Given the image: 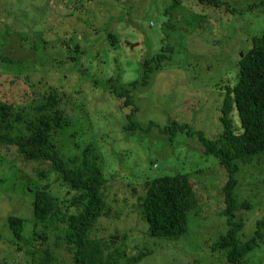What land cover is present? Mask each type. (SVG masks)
Wrapping results in <instances>:
<instances>
[{
  "label": "rangeland",
  "instance_id": "1",
  "mask_svg": "<svg viewBox=\"0 0 264 264\" xmlns=\"http://www.w3.org/2000/svg\"><path fill=\"white\" fill-rule=\"evenodd\" d=\"M219 2L0 0V98L29 107L58 92L71 118L69 133L58 137L64 155L93 144L107 180L110 215L92 235L110 243L117 234L115 244L124 243L130 256L149 250L137 264H226L225 254L211 246L227 230L222 190L228 173L205 153L198 136L179 131L173 138L163 131L174 121L208 139L223 131L225 91L236 82L238 60L264 32V0ZM166 46L172 57L132 93L138 108L132 120L143 130H128L131 108L112 89L129 88L141 78L142 62ZM232 118L241 128L236 110ZM177 173L189 175L199 205L188 211L184 234L152 237L139 205L143 187ZM237 176L239 205L252 204L237 213L245 221L240 238L247 241L264 211V154L241 163ZM45 185L60 200L77 194L49 161L29 160L0 143V264H32L31 245L16 240L8 217L25 218L24 234L31 235L35 192ZM49 247L60 264H73L66 243L58 246L52 236ZM246 264H264V243Z\"/></svg>",
  "mask_w": 264,
  "mask_h": 264
},
{
  "label": "trees",
  "instance_id": "2",
  "mask_svg": "<svg viewBox=\"0 0 264 264\" xmlns=\"http://www.w3.org/2000/svg\"><path fill=\"white\" fill-rule=\"evenodd\" d=\"M199 1L213 6L221 2ZM256 6L250 4L249 8ZM252 41V48L237 62L235 84L225 91L220 116L222 133L215 139H208L202 130H195L178 121L163 130L164 133L170 132L173 138L179 131L192 137L198 136L205 153L217 157L228 173L222 190L225 203L222 215L226 218L227 230L211 246L213 250L225 254L226 264H246L248 255L264 243V211L256 221L254 234L247 241L240 238L245 221L237 216L240 209H252L251 203H238L237 174L241 163L251 164L264 154V32ZM172 54L171 46L164 47L160 53L142 62L143 72L139 80L132 82L129 88L120 91L112 89L114 94L125 98L124 105L131 108L128 130H143L138 122L132 120L138 110L132 93L139 85H148L151 74L161 69L163 62ZM61 105L62 99L54 91L29 107L0 98V143L17 147L19 153L29 160L49 161L61 180L77 193L60 200L52 194L49 185L37 189L31 235L24 234L26 219L18 215L8 217L10 230L18 242L31 245L29 256L32 264H60L58 255L49 247L52 236L56 245L66 243L73 264L140 263L149 250L130 256L124 243L115 244L119 238L117 234L112 235L110 243L93 237L92 232L100 219L110 215L104 193L107 180L93 144L85 146L78 155H64L58 137L68 132L71 118ZM234 110L241 128L234 125ZM154 125L155 122L150 123L144 131ZM16 128L19 132L12 133ZM143 188L144 195L140 197L139 205L143 219L149 225V235L176 238L184 234L188 229V211L199 205L189 175L177 173L155 177L147 180Z\"/></svg>",
  "mask_w": 264,
  "mask_h": 264
}]
</instances>
